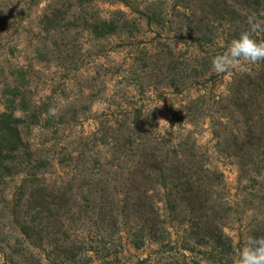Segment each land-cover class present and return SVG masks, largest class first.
I'll list each match as a JSON object with an SVG mask.
<instances>
[{
    "label": "rangeland",
    "instance_id": "obj_1",
    "mask_svg": "<svg viewBox=\"0 0 264 264\" xmlns=\"http://www.w3.org/2000/svg\"><path fill=\"white\" fill-rule=\"evenodd\" d=\"M249 17L264 41V0H0V264H231L264 236V61L211 69Z\"/></svg>",
    "mask_w": 264,
    "mask_h": 264
},
{
    "label": "clouds",
    "instance_id": "obj_2",
    "mask_svg": "<svg viewBox=\"0 0 264 264\" xmlns=\"http://www.w3.org/2000/svg\"><path fill=\"white\" fill-rule=\"evenodd\" d=\"M248 23L250 29L240 31L222 52L212 56L211 69L214 72L223 73L230 68L246 70L248 65L264 61V41L257 40L253 35L262 25L254 17H249ZM160 120L169 124L163 118ZM231 264H264V236H249L244 240L232 256Z\"/></svg>",
    "mask_w": 264,
    "mask_h": 264
}]
</instances>
